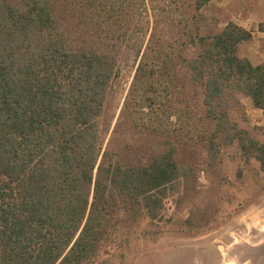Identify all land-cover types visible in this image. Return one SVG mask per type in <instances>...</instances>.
<instances>
[{"label":"trees","instance_id":"trees-1","mask_svg":"<svg viewBox=\"0 0 264 264\" xmlns=\"http://www.w3.org/2000/svg\"><path fill=\"white\" fill-rule=\"evenodd\" d=\"M137 1L0 0V264H85L122 211L160 209L180 149L215 157L239 139L241 95L264 112V63L239 54L249 31L144 30ZM126 54L135 72L113 124Z\"/></svg>","mask_w":264,"mask_h":264},{"label":"rangeland","instance_id":"rangeland-1","mask_svg":"<svg viewBox=\"0 0 264 264\" xmlns=\"http://www.w3.org/2000/svg\"><path fill=\"white\" fill-rule=\"evenodd\" d=\"M137 6L144 30L157 19L163 29L187 33L199 27L205 35L222 29L219 20L227 14L196 9L194 0H138ZM115 10L123 13L119 5ZM249 51L243 43L239 47L242 57ZM135 63V54L123 57L106 121L116 122ZM240 101L231 110L239 139L221 144L215 157L200 148L192 155L180 149L183 177L160 192V209L122 211L113 236L85 264H264V163L254 157L263 156L254 143H264V112L248 96Z\"/></svg>","mask_w":264,"mask_h":264},{"label":"crops","instance_id":"crops-1","mask_svg":"<svg viewBox=\"0 0 264 264\" xmlns=\"http://www.w3.org/2000/svg\"><path fill=\"white\" fill-rule=\"evenodd\" d=\"M203 8L210 14L226 11L219 20L222 28L232 22L249 31L251 38L242 42L250 49L247 57L255 65L264 63V0H209Z\"/></svg>","mask_w":264,"mask_h":264}]
</instances>
